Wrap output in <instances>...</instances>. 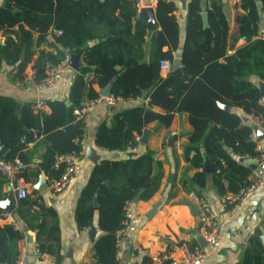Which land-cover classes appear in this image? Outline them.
Listing matches in <instances>:
<instances>
[{"label": "trees", "instance_id": "obj_1", "mask_svg": "<svg viewBox=\"0 0 264 264\" xmlns=\"http://www.w3.org/2000/svg\"><path fill=\"white\" fill-rule=\"evenodd\" d=\"M0 32L14 34L16 42L0 43V69L13 79H24L32 63L33 76L40 79L47 63L56 65L67 53L81 54V65L69 87V104L48 101L50 113H35L24 105L18 115L12 100L0 99V146L8 149L7 160L23 156L25 144L32 141L33 131L48 143L39 168L52 181L60 177L64 165L55 168L56 156L79 153L84 123L74 111L85 99L98 96L93 86H109L110 95L123 100L135 99L146 92L147 106H133L115 112L109 125L100 124L94 145L108 152L126 153V158L102 160L91 170L81 190L75 219L79 228L97 229L100 233L93 246L98 264H118L115 258V233L122 226L124 207L136 195L149 200L159 188L161 164L150 150L130 154L127 148L134 135L158 122L168 127L175 113H186L191 132L184 157L192 168L203 169L209 160L216 169L215 185L220 195L238 193L250 180V164L240 162L257 155L251 139L253 127L243 122L235 110L256 117L264 126V107L260 92L251 81L264 83V38L258 34L264 0H240L234 7L236 41L245 44L232 53L228 50L229 29L224 14V0H189L183 41H180L175 7L171 1L156 0L154 16L157 29L152 31L140 16L134 0H2ZM242 11V12H240ZM202 13L206 14V25ZM60 31V35L52 34ZM50 34V39H49ZM150 41V59L143 61V44ZM45 45L36 53L35 48ZM180 50L181 65L174 67L173 54ZM37 54L36 58L34 56ZM170 59L172 70L162 78L158 64ZM90 72L89 79L84 74ZM228 106L229 110L220 106ZM159 108L162 112H155ZM192 184L202 188L206 173L196 172ZM51 217H53L52 212ZM96 216V223L93 222ZM40 254L60 261V235L54 221L37 226ZM22 232L10 225L0 227V264H14L16 243ZM190 247V246H189ZM191 248H194L191 246ZM149 263L147 258L143 259ZM160 264H169L163 261ZM239 264H264V246L251 241Z\"/></svg>", "mask_w": 264, "mask_h": 264}, {"label": "crops", "instance_id": "obj_2", "mask_svg": "<svg viewBox=\"0 0 264 264\" xmlns=\"http://www.w3.org/2000/svg\"><path fill=\"white\" fill-rule=\"evenodd\" d=\"M177 2L178 7L174 15L177 18L179 38L182 42L186 23V6L189 0H177ZM0 4L5 8L13 9L9 3L2 0H0ZM142 5V9L137 11L151 29L150 38L152 31L157 29L154 16L155 4H152L150 0H142ZM148 6L153 9L152 13L146 16L142 11ZM235 13L234 9H230L227 15L224 13L229 29L228 43L232 45L228 53H232L234 49L245 44V40L241 38L234 41L237 38ZM261 25L262 23L259 24L258 32H261V37L264 38V29H261ZM51 33L53 34V32ZM149 38L143 44V61L146 63L150 59ZM5 40L15 43L16 37L14 34L1 31L0 43L3 44ZM42 48L48 51L51 49L42 45L40 48H35L36 53ZM176 52L173 54L175 59L177 58ZM36 56L37 54L34 59ZM80 65L81 56L76 57L71 54L69 68L60 81L53 88L41 92L31 89L23 83H17L6 70H3L0 75V99L12 100L15 103L17 115L24 105H30L34 114H48L50 113L48 105L44 112L34 109L32 106L39 99L44 100L45 103L64 101L68 105L69 87ZM31 75H33L32 63L24 71L25 77ZM251 81L259 89L260 104L264 107V83L256 78H252ZM93 88L100 96L106 90H110L108 86L100 88L94 85ZM146 95L147 93L144 92L140 97L123 100L122 103L114 107L100 105L91 111L84 123L83 138L80 140L82 148L80 169L65 191L53 192L50 188L51 180L40 170L39 163L48 143L43 136H37L34 131L33 134L36 137L33 138L32 134V141L26 143L23 149L26 163L23 162L25 167L19 174L26 185L28 196L23 200H17L5 189L4 177L0 174V227L11 226V223H14L15 227L22 232L23 237L16 243V248L19 249L21 246L25 248L24 264H47L44 257L35 254L38 243L45 240L44 233L40 234L39 240H37V226L41 220L44 221L45 226L55 221L59 228L60 261L58 264H98L93 256V246L102 233L97 229L78 227L75 219L77 202L92 168L97 163L102 160L114 159V154H117L116 158L119 159L126 158L127 154L108 152L97 148L94 145V134L100 124L109 125L112 115L118 110L133 106H147L149 99ZM220 107L229 110L228 106L221 105ZM153 111L162 112L159 108H153ZM235 112L242 117L244 123L251 124L253 127L251 139L256 143L255 150L258 153L259 148L264 154V139L259 134L257 126L261 124L259 119L247 116L240 110H235ZM190 132L191 127L187 114L175 113L168 127L154 121L147 124L141 134L134 135V139L136 137L140 139L136 155L147 149L152 151L155 161L161 164L162 178L158 190L149 200L141 201L138 195V200L134 201L133 199L131 202L134 223L126 238L123 250L118 254L115 253L118 264H160L161 262L153 259L169 251L178 252L182 243H186L190 247L203 246L197 239L198 205L190 197V194H195L196 197L207 203L224 235L220 248L209 253L203 264H239L251 241L259 239L264 246V184L245 202L241 209L233 215L228 214L222 205L223 195L218 193L215 185L216 169L209 160H205L203 169L192 168L185 160L184 148L188 143ZM0 154L5 157L8 154V149L0 146ZM248 158L247 160L240 158V162L249 165ZM251 169L252 173L248 177L250 181L264 179L263 173L258 168L251 166ZM199 171L206 173V184L202 188H198L191 182L193 176ZM49 211L52 212L53 217ZM3 212L9 214L7 219L1 217ZM93 222L96 223V216ZM144 258L149 259L150 262L145 263Z\"/></svg>", "mask_w": 264, "mask_h": 264}, {"label": "built area", "instance_id": "obj_3", "mask_svg": "<svg viewBox=\"0 0 264 264\" xmlns=\"http://www.w3.org/2000/svg\"><path fill=\"white\" fill-rule=\"evenodd\" d=\"M135 7L138 11L142 9V0H134ZM152 4H156V0H150ZM171 1L177 9V0H165ZM209 5V0L206 1ZM240 0H224L225 6H228L231 10L239 5ZM148 8L153 9V7L148 6ZM261 29H264V13H261ZM177 20V18H176ZM260 29V28H259ZM53 34L60 35V31L52 30ZM255 38H262L261 32H258ZM71 54L67 53L62 61L56 65L47 63L44 67V75L40 79H36L33 75L29 77H24L21 82L19 79H15L17 83H23L27 87L35 91H45L53 88L62 78L65 71L69 68ZM159 73L162 77H166L170 74L172 69V62L170 59H162L158 64ZM2 70L0 69V75ZM91 73L87 72L84 74L85 79H89ZM123 99L120 97L100 96L93 99H88L80 103V107L74 111V115L77 120H81L83 123L86 122L89 114L93 109L100 105H106L108 107H114L119 103H122ZM147 102V101H145ZM34 109L40 111L47 110V104L44 100L39 99L32 106ZM253 118V117H252ZM258 130L263 135L264 139V126L258 124ZM36 135L33 134V138ZM140 139L136 137L134 143L127 148V152L130 154H136L139 148ZM75 143L81 145V141L75 139ZM82 155V148L79 153H67L63 155L56 156L54 166L57 168L60 164L64 165V171L60 177L56 180H52L50 188L55 193H61L65 191L70 183V181L76 176L80 169V157ZM250 166H255L264 175V154L259 150L257 155L248 158ZM25 167V164L20 160H7L0 154V174L4 177L5 189L14 195L17 200H23L28 196V190L25 183L20 177V172ZM264 184V179H254L250 181L243 189L238 193H226L222 197V205L226 208L228 214L233 215L236 211L241 209L245 202ZM190 197L198 205V215H197V239L202 243L203 246L196 245L194 248L189 247L186 243H182L179 246L178 252H167L162 255L155 257L153 260L158 262L167 261L169 264H203L205 258L209 253L217 251L223 241V231L220 226L215 221V218L210 210V207L206 202L200 200L195 194H190ZM3 219H7L9 214L3 212L1 214ZM134 214L132 212L131 203H126L124 207V219L122 221V226L115 233V251L116 254L120 253L125 245L126 238L133 227ZM14 229H17L14 223H11ZM35 254L46 259L47 264H55L54 259L47 254H40L35 250ZM25 248L19 247L18 253L16 255L14 264H24Z\"/></svg>", "mask_w": 264, "mask_h": 264}, {"label": "water", "instance_id": "obj_4", "mask_svg": "<svg viewBox=\"0 0 264 264\" xmlns=\"http://www.w3.org/2000/svg\"><path fill=\"white\" fill-rule=\"evenodd\" d=\"M230 11V8L228 7V6H225L224 7V13L227 15V13ZM142 13H144V14H146V16H148V14H151L152 13V9H149V8H147V9H144L143 11H142ZM202 18H203V22H204V24L206 25V14L205 13H203L202 14ZM81 54H82V52H79V53H76V54H74L76 57H80L81 56ZM176 56H177V58L175 59V61H174V67H179L180 65H181V60H180V51L178 50L177 52H176ZM71 58V57H70ZM109 87V86H108ZM263 92H264V90H263ZM109 95V90L107 91H105V92H103V94H102V96H108ZM259 134L262 136V138H263V135L259 132ZM117 157V154H114L113 155V158H116ZM138 200V195H136L135 196V198H134V201H137Z\"/></svg>", "mask_w": 264, "mask_h": 264}]
</instances>
